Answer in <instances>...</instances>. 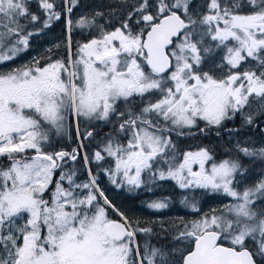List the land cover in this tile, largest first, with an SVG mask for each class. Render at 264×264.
<instances>
[{
  "label": "snow or ice",
  "instance_id": "snow-or-ice-1",
  "mask_svg": "<svg viewBox=\"0 0 264 264\" xmlns=\"http://www.w3.org/2000/svg\"><path fill=\"white\" fill-rule=\"evenodd\" d=\"M38 3L47 14L44 27L60 18L55 0ZM192 4L158 0L153 14L149 0H140L134 11L137 24L142 21L145 28L134 31L125 22L113 31L101 29L67 58L46 57L43 65L34 61L0 71V157L8 160L7 167L0 166V264H264V209L255 206L257 199L264 203V179L238 191L234 181L244 170L238 160L224 159L207 168L213 159L207 148L184 153L183 162L175 166L171 156L167 173L159 172L161 179L171 177L185 189L222 191L234 202L185 223L174 239L188 246L170 250L147 240L139 243L137 234L152 229L138 227V221L134 226L104 196L95 177L76 183L74 171H62L53 180L60 162L75 160L78 153L46 151L50 141L45 124L64 130L70 114L122 118L125 113H117V101L160 93L155 103L149 101L139 114L129 111L119 124L120 131L129 134L126 144L110 139L103 149L116 158L110 175L122 172L126 182L136 186L143 182L142 172L151 173L158 158L167 160L175 151L169 133L184 135L182 130L196 128L198 120L220 126L252 103L264 115V0H207L203 13ZM245 7L252 10L245 13ZM21 18L28 24L40 21L30 11L29 0H0V62L12 60L28 46L33 33L26 31ZM67 23L71 31L72 21ZM76 23L87 29L96 21L81 17ZM206 38L216 42L214 48L206 46ZM216 49L223 55L214 67L227 68L221 76L202 68ZM249 59L256 69L240 71ZM245 122L252 124L254 116L246 115ZM236 149L245 157L264 159V147L237 143ZM84 158L87 161L86 154ZM94 158L104 156L97 151ZM194 164L199 170H193ZM149 207L167 204L157 201ZM191 207L199 211L195 204ZM109 209L119 219H113Z\"/></svg>",
  "mask_w": 264,
  "mask_h": 264
},
{
  "label": "flooded vegetation",
  "instance_id": "flooded-vegetation-1",
  "mask_svg": "<svg viewBox=\"0 0 264 264\" xmlns=\"http://www.w3.org/2000/svg\"><path fill=\"white\" fill-rule=\"evenodd\" d=\"M22 19L21 23L26 24V31L32 32V25L28 24L25 19L22 21ZM35 27H38V24H35ZM40 27V30L32 32L33 34L29 37L27 48L10 60L11 70L25 65L31 66L34 61H39V64L43 65L46 62V57H51L53 60L67 58L69 52L74 55L78 46L84 43L80 42L81 40L90 38L82 39V34L75 33L72 35L70 33L73 44H71V49L69 48L68 50L63 45L64 36L61 31H47V27H44V25H40ZM85 34L89 35L88 32ZM210 60L208 57L204 68L211 65ZM145 71H148V69L145 68ZM158 99H160V93L154 92L146 94L144 97L133 96L127 101L123 99L117 101V113H125L122 118L113 114L108 120H97L83 116L76 117L70 114L64 130L59 131L55 127L45 124L50 141V145L45 150L49 152L63 150L71 153L73 149H76L78 153L75 160L66 157L64 161L60 162L62 167L56 170L53 177L54 181L59 179L62 171L72 172V166L75 163L77 166L82 164L86 167L88 166L89 172L88 170L86 171L89 176L95 177L99 189L103 191L104 196L114 206L129 214L131 219L133 215L142 213L148 218L153 215V218H150L155 220L154 224L150 225V228H153L151 231L153 240L157 243H175L179 240L174 239V237L187 223V202L184 201L191 188H180L177 181L171 177L166 176L161 179L159 172L164 171L167 173L169 160H171L172 155L175 156V160L172 161L173 166H175L183 162L184 153L198 151L200 148H207L213 158L206 162L207 168H210L212 163H219L224 159H235L240 162V156H245L237 151V143L250 148L258 149L264 147V115L260 114L259 105L252 103L250 108L246 107L243 113H238L233 119L224 121L220 126H206L205 121L198 120L196 128L182 130L185 133L184 135H178L176 132L169 133L175 145V151L170 153L167 160L158 158L153 164L151 173L148 170L142 172L141 179L143 182L139 186L130 185L124 179L122 172L115 177L110 175L108 170H115L116 158L108 156L103 152V149L110 139L126 144L129 134L121 132L119 124L123 120L128 119L127 113L129 111L133 114H139L149 101L155 103ZM248 114L254 116L252 124L245 122V116ZM200 129H204V131L201 132ZM87 132H91L92 136H86ZM97 151H101L104 156L103 160L94 158V153ZM85 154L88 158L87 161L84 158ZM245 158L249 160L248 170L238 173L236 179L242 178L256 183L264 179V159L259 157ZM192 167L194 171L199 170L198 164H194ZM113 179L116 180V183H113ZM216 194L217 197L219 192H216ZM157 201H163L167 204V207L161 209L149 207V205ZM111 217L118 219L114 213H112ZM132 221L134 226H136V221L134 219ZM138 222V227L140 228L149 224L148 220H140Z\"/></svg>",
  "mask_w": 264,
  "mask_h": 264
},
{
  "label": "rangeland",
  "instance_id": "rangeland-1",
  "mask_svg": "<svg viewBox=\"0 0 264 264\" xmlns=\"http://www.w3.org/2000/svg\"><path fill=\"white\" fill-rule=\"evenodd\" d=\"M206 2H207V0H193V4L191 5V7L193 9H195L196 11L203 13L204 11H206V9L204 7H202V5H204ZM139 3H140V0H76L74 5L78 6V8H77L78 13L77 14L73 15V17H72L71 12H68L66 9L65 16H66L67 36L63 38V45L69 50L68 41H69V37L71 35L70 34L71 31H69V27H68V23H67L68 20L72 21V25H71V28H72L73 25H77L76 22L81 17L92 18L95 16H101V15H105V14L123 13V14H125L126 18H129L130 13L132 14L131 17L135 14L134 9L139 6ZM149 4L151 6L149 8V11H151L153 14H155V5L158 4V0H149ZM251 10L252 9H250V11ZM97 13H100L101 15H97ZM245 13H247V12H245ZM137 20H139V15L134 17L132 22H128V21H125V22H127L128 24L130 23L129 26L132 27L134 31H139L140 29L145 28L144 22L141 21L139 24H137ZM91 33L93 35L90 36L89 39L81 40L80 42L86 43L89 40L96 38L100 35L99 32L95 33V30H91ZM70 39H71V44H72V37H70ZM215 43H216L215 41H211L209 38H206V40H205V44L208 47L214 48ZM222 55H223L222 49H216L212 53H210L206 57V60L209 57L211 59L210 60L211 65H208L206 68H204V65L207 63V61L205 60L204 65H202L203 70L209 71L210 69H212V70H214L215 73L218 72L216 74L217 76H221V75L225 74L227 72L226 67L223 70L216 69L214 67L215 65L221 63V56ZM246 69L255 70L256 69V63L254 61H252L251 59H249V61H247L246 63L241 65L240 71H244ZM10 70H11L10 60L0 62V71H10ZM88 168L89 167L87 166V170L89 172ZM74 179H75V177H74ZM65 182L67 184V181H65ZM85 182H87V181H85ZM85 182L84 181L81 182V181L76 180V183H85ZM67 186L65 185V187H67ZM196 188H199V187H192L191 189H196ZM245 188H248L247 183H246V185L242 186L241 190L243 191ZM203 189L206 190L205 188H203ZM237 190H239V189H237ZM82 191L86 192L87 190H82ZM207 191L209 194L207 195L205 201H202L200 206H197L195 204L196 208L199 209V211L194 210L191 207V204H188V203H191L190 199H187V223L190 221L199 219L205 213H209L212 210H219V209L223 208L225 205L234 202L233 197L228 196L227 194L223 193L222 191H219V195L217 197H216V195H217L216 192L213 193V191H211L210 189H207ZM262 204H264V203H262ZM115 208L118 209L116 206H115ZM111 211L112 210L109 209V215L110 216L112 215V213H114ZM119 211L122 212L121 210H119ZM123 213L130 220H132V219H134L135 221H137V220L138 221L148 220L149 224L146 226H143L142 228H150V225L152 226L155 222V220L150 219V218H153V215H151V217L149 216V218H148V217H145L142 213V214H138V215H133L132 219H131V216L129 214H127L125 212H123ZM114 214L116 215V213H114ZM158 219H161V218H158ZM17 222L22 223V221H19V220ZM181 230H183V228H181ZM179 232L177 233V235L179 234ZM151 233H148V234H151ZM178 242H179L178 246H174L173 248H185L188 246L187 242H184L182 240H179ZM156 247H158V246H156Z\"/></svg>",
  "mask_w": 264,
  "mask_h": 264
},
{
  "label": "trees",
  "instance_id": "trees-1",
  "mask_svg": "<svg viewBox=\"0 0 264 264\" xmlns=\"http://www.w3.org/2000/svg\"><path fill=\"white\" fill-rule=\"evenodd\" d=\"M55 4H56L55 10L57 12L61 13L60 18L51 21L50 25L46 29H47V31H61L63 33V36L66 37L67 36L66 16H65L66 9L68 7L72 8L71 15L73 17V15L78 13L77 12L78 6L70 3L69 0H55ZM29 8H30V11L32 13H35L37 16L40 17V21L31 23V25H32L31 31L34 32L35 30H40V28H41L40 25H43V21L46 19L47 14L44 12V10H42L39 7L38 0H29ZM250 9H251L250 7H246L243 11L249 12ZM136 16H138V14H136V13L131 18H126L125 14H123V13L105 14V15H101V16H95L96 24L93 27L87 28V29H82V28L78 27L77 25H73L70 33L72 35H74L75 33L82 34L81 38L87 39L88 37L93 35L91 33V30H95V33H97V32L100 33L101 29H103L105 31H112L116 28L121 27V25L125 21L132 22V20ZM22 21H24V20L22 19ZM35 24H38V27H35ZM86 32H88L89 35H86L85 34ZM72 44H73V41H72ZM239 160H240V163L243 165V169H244L240 173H243L244 171L248 170L249 160L246 159L245 157H242V156H240ZM0 166H4V167L8 166V160L6 157H0ZM86 170H87V167L84 164H82L81 166H77V164L75 163L72 166V171L75 172V180H78L81 182L82 181L88 182L90 177H89V174ZM246 183H247L248 187H252L256 184V182L247 181L245 179L238 178L234 181V186L237 189H239L238 191H242L241 188H242V186L246 185ZM64 184L67 186L66 182H64ZM206 194L208 195V191L200 189V188L190 189V191L187 193V199H190L191 203H188V204H191V205L196 204L197 206H200L202 201H205ZM46 198H48L47 194H46ZM255 206H256L258 211L261 209H264V204H262L260 199L256 200ZM222 209L223 208H221L219 210H222ZM219 210H217V211H219ZM115 216L117 217V215H115ZM153 239L154 238L152 237L151 234H144V233H138L137 237H136V240L141 244H143L146 240H148V242H150L151 245L162 247L166 250H170L174 246H178V242H175V243L158 242L157 243ZM246 243H248L249 249L253 250L254 245L251 242H246ZM175 258L178 260L179 255L177 254ZM258 263H259V261H258Z\"/></svg>",
  "mask_w": 264,
  "mask_h": 264
},
{
  "label": "water",
  "instance_id": "water-1",
  "mask_svg": "<svg viewBox=\"0 0 264 264\" xmlns=\"http://www.w3.org/2000/svg\"><path fill=\"white\" fill-rule=\"evenodd\" d=\"M118 219H119V217H118ZM259 264V263H258Z\"/></svg>",
  "mask_w": 264,
  "mask_h": 264
}]
</instances>
